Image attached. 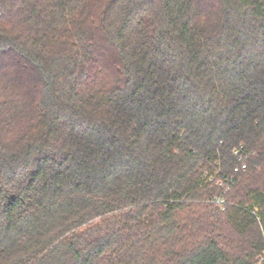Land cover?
I'll return each mask as SVG.
<instances>
[{
	"label": "trees",
	"instance_id": "16d2710c",
	"mask_svg": "<svg viewBox=\"0 0 264 264\" xmlns=\"http://www.w3.org/2000/svg\"><path fill=\"white\" fill-rule=\"evenodd\" d=\"M16 1L0 71L32 100L0 74V264H255L264 0Z\"/></svg>",
	"mask_w": 264,
	"mask_h": 264
},
{
	"label": "rangeland",
	"instance_id": "374dc122",
	"mask_svg": "<svg viewBox=\"0 0 264 264\" xmlns=\"http://www.w3.org/2000/svg\"><path fill=\"white\" fill-rule=\"evenodd\" d=\"M24 18V14L20 12V3L16 0H10L9 4L7 6H4L0 9V22L4 25H8V27H20L21 22ZM211 24L216 21V19L211 18ZM219 21H216L214 23L215 26H218ZM3 70L0 71V74L5 75L7 78L10 79L12 82L13 88L16 90V94L18 96V102L22 104V107H24V103L29 106L31 103V97L27 93L24 92V89L20 86V80L18 78L16 65L13 62H8L5 60L2 63ZM22 121L20 126L23 125ZM17 130L20 129L19 126H17Z\"/></svg>",
	"mask_w": 264,
	"mask_h": 264
},
{
	"label": "built area",
	"instance_id": "2783aa9c",
	"mask_svg": "<svg viewBox=\"0 0 264 264\" xmlns=\"http://www.w3.org/2000/svg\"><path fill=\"white\" fill-rule=\"evenodd\" d=\"M238 154V151L235 152V155ZM246 169V165L244 163H241L239 166H237L235 169H234V173H238V172H241V171H244ZM217 205V207L220 209V210H224V201L222 199H216L214 201ZM255 264H264V253L263 255L259 256L256 261H255Z\"/></svg>",
	"mask_w": 264,
	"mask_h": 264
}]
</instances>
